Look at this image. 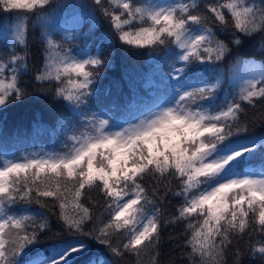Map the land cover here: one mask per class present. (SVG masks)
Here are the masks:
<instances>
[{"label":"snow or ice","instance_id":"obj_1","mask_svg":"<svg viewBox=\"0 0 264 264\" xmlns=\"http://www.w3.org/2000/svg\"><path fill=\"white\" fill-rule=\"evenodd\" d=\"M0 13V111L25 99L30 73L62 109L57 148H0V264H77L93 243L111 258L87 264H160L169 224L184 225L188 264L230 252L264 264V134L246 118L264 112V0H0ZM257 40L258 56L241 54ZM117 49L144 53L147 69L106 105Z\"/></svg>","mask_w":264,"mask_h":264},{"label":"trees","instance_id":"obj_2","mask_svg":"<svg viewBox=\"0 0 264 264\" xmlns=\"http://www.w3.org/2000/svg\"><path fill=\"white\" fill-rule=\"evenodd\" d=\"M59 2L66 5H79L88 2V0H59ZM66 11L70 13L72 9L68 8ZM0 15H3V13H0ZM68 19L71 20V16H69ZM89 28H92L91 22L84 27L83 31L87 33ZM103 31H107L106 25L96 32V37L98 38ZM226 35V33L221 34V38H225ZM38 37L39 31H33L30 25L29 55L33 59L39 54L40 45L37 42ZM91 39L92 38L86 39L84 43H89ZM21 54H23L22 51ZM241 54H256L258 56L259 41H253L251 44L245 46ZM146 69L147 63L144 53L127 51L124 49L115 50L112 57V67L106 71V75L100 85L101 93L109 87L112 90L111 96L103 97L106 105L117 98L116 84H119L123 92L127 93L129 89V79L139 78ZM23 85L27 89V96L25 99L21 102L9 104L6 110L0 111V148H2L3 151L14 150L17 154L40 149L44 144H56L57 141L51 135L50 128L55 118L62 111L59 102L54 99L53 96L40 91L31 73L23 78ZM246 118L250 122L249 136L264 134V122H262V120H264V112H261L260 105L255 109L249 107L247 109ZM253 121L254 123H252ZM145 183L147 184L150 182L146 181ZM95 198L99 199V197ZM169 199H171V204L165 203L164 205L167 209L164 219H168L171 215H175L176 207L180 203L179 198L170 197ZM33 208L43 210L40 209L39 205H33ZM50 223L52 225V233L42 238L43 242L41 246H46L50 243L55 233L58 231L55 217L51 219ZM183 227V224H169L163 228L160 241V264H188L187 257L183 254L185 252L183 239H181L179 235ZM246 241L247 237L245 241L239 243V247L244 248ZM233 244L235 247L237 242L234 241ZM101 255L106 258H111L110 253H108L106 249L93 243L91 251L83 256L77 264H85L90 258H99ZM132 260H134V258H128L119 261V264H131ZM143 264H151V257L145 256ZM228 264H233L231 252L229 253ZM243 264H261V261L245 257Z\"/></svg>","mask_w":264,"mask_h":264},{"label":"rangeland","instance_id":"obj_3","mask_svg":"<svg viewBox=\"0 0 264 264\" xmlns=\"http://www.w3.org/2000/svg\"><path fill=\"white\" fill-rule=\"evenodd\" d=\"M50 145H51V146H50ZM50 145H45V144H44L43 147H41L40 149L30 150L29 152H31V151H39V150H41V149H43V150H45V151L55 149V148L58 147V142H57L56 144L51 143ZM8 152H14V150H13V151H12V150H9ZM24 153H26V152H21V153H19V154H17V155L24 154ZM102 258H106V257H104L103 255H101L99 258H95V259L99 260V259H102ZM85 264H87V263H85Z\"/></svg>","mask_w":264,"mask_h":264}]
</instances>
